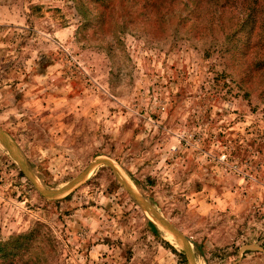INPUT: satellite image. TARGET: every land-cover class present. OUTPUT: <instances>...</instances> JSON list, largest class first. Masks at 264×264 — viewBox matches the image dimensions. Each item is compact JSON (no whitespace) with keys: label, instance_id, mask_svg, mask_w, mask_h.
Masks as SVG:
<instances>
[{"label":"rangeland","instance_id":"obj_1","mask_svg":"<svg viewBox=\"0 0 264 264\" xmlns=\"http://www.w3.org/2000/svg\"><path fill=\"white\" fill-rule=\"evenodd\" d=\"M0 264H264V0H0Z\"/></svg>","mask_w":264,"mask_h":264}]
</instances>
